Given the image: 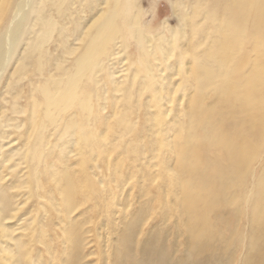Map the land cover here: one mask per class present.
I'll return each instance as SVG.
<instances>
[{
	"label": "rangeland",
	"instance_id": "obj_1",
	"mask_svg": "<svg viewBox=\"0 0 264 264\" xmlns=\"http://www.w3.org/2000/svg\"><path fill=\"white\" fill-rule=\"evenodd\" d=\"M18 1L0 2V17L8 20L7 24ZM191 1L139 0L142 33L153 44L160 35L171 37L175 52L164 63L156 51L147 72L133 39L126 42L122 51L118 50L123 37H118L115 44L110 43V59L105 66L115 70L111 80L116 88L106 76V70L96 73L98 82L93 85L84 81L94 91L95 107L98 91L94 86L102 91L101 109L94 108V114L81 119V125L93 134L94 143L89 144L91 139L77 129L74 135L71 131L69 135H59L42 119L40 108L36 118L41 119L40 125L45 122L41 132L46 144L39 164L27 153L36 143L29 124L30 97L42 101L37 88L47 74L58 75L63 67L70 70L74 56L82 50L84 38L74 41L77 49L67 55L54 34L44 44L47 45L43 47L44 56L39 58L43 62L41 70L36 68L37 52H33L32 59L20 60L24 56L22 50L35 34L32 38L26 34L19 41L18 49L9 55L0 71V136H4L0 188L6 207L4 221L10 229L0 237V248L4 246L9 254H17L21 248L22 253L39 264H247L250 224L246 204L231 222L232 232L221 224V220L229 219L232 209L220 210L221 218L217 223L213 221L212 227L221 237H210L198 250L184 232V216L177 210V190L171 185L176 157L165 143L188 124L187 113L195 94V84L189 78L192 61L182 54L188 44L187 37L179 40L177 34L179 15L186 12ZM86 17L83 13L82 20ZM202 49L203 45L198 48ZM130 92L132 97L127 103L125 96ZM114 96L118 99L117 112L111 115L109 102ZM211 101L213 97L208 96L206 102ZM122 113L126 118L124 123L117 119ZM56 116L60 119L62 113ZM78 116L75 108L73 118ZM104 117L108 118L104 120ZM102 133L106 137H99ZM103 148L107 154L102 152ZM35 165L38 166L33 173ZM262 167L264 144L246 171V191L253 187ZM65 169L74 179L70 210L64 207L54 179L55 174ZM211 216L213 219L214 214ZM234 232L240 233L241 240L237 241ZM8 262L9 259L5 263ZM0 264H4L1 259Z\"/></svg>",
	"mask_w": 264,
	"mask_h": 264
},
{
	"label": "bare ground",
	"instance_id": "obj_2",
	"mask_svg": "<svg viewBox=\"0 0 264 264\" xmlns=\"http://www.w3.org/2000/svg\"><path fill=\"white\" fill-rule=\"evenodd\" d=\"M138 3L139 0H19L9 24L0 17V32L4 29L0 33V71L26 34H31L32 38L34 33L35 38L27 42L20 60L23 61L24 57L32 59L33 52H37L38 70L43 63L39 58L44 56L47 46L44 44L54 34L59 37L60 46L67 55L77 49L74 41L84 38L82 50L74 56L70 70L63 67L60 74H47L46 80L41 82L37 91L42 101L30 97L29 124L33 134L35 132L33 140L36 143L27 153L36 163L40 157L43 160V146L46 144L41 132L45 129V122L40 125L41 119L36 118L40 108L42 119L59 135H69L70 131L73 134L77 129L82 136L91 139L89 144L94 143L93 134L81 125V119L92 112L94 114V108L96 111L101 109L102 91L94 86L98 91L96 108L94 91L86 83L84 85V81L92 85L98 82L96 73L102 70L107 71L110 80L113 79L115 70L105 66L110 59V43L115 44L118 37H123L118 50L122 51L126 42L133 39L146 71L150 70V59L156 51L160 52L164 63L175 52L171 37L160 35L153 44L152 39L142 33ZM83 13L87 14L84 20ZM179 17L177 34L179 40L187 37L188 44L181 53L187 61H192L189 78L195 84V94L187 113L188 124L180 127L176 137L165 145L176 157V168L170 180L172 189L177 190L176 204L184 216V232L200 250L210 237H221L212 227V222L217 223L221 218L220 210L232 209L229 219L221 220L223 228L232 232L231 222L238 218L242 205L246 204L250 224L247 264H264V167L256 176L253 187H249V191L245 187L249 164L264 144V0H192L191 6ZM86 28L88 32L84 31ZM201 45L203 49L199 51ZM112 83L116 88L114 80ZM131 93L125 96L127 103ZM208 96L213 97V102H206ZM109 103L113 115L117 112V97H112ZM75 108L78 118H73ZM61 113L57 119L56 115ZM117 119L126 122L123 113ZM127 127L130 130V126ZM99 135L106 137L105 133ZM3 137L0 136V152ZM106 148L102 149L104 154L108 153ZM37 166L32 169L33 173ZM65 171L55 174L54 179L64 207L70 210L74 179ZM2 190L0 188V237L10 230L4 221L6 207ZM234 233L238 241L240 233ZM0 259L4 264L7 259L10 260L8 264H39L22 253L21 248L17 254H9L2 246Z\"/></svg>",
	"mask_w": 264,
	"mask_h": 264
}]
</instances>
